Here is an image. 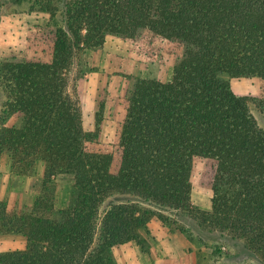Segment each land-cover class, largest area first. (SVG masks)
Instances as JSON below:
<instances>
[{"label":"trees","instance_id":"obj_1","mask_svg":"<svg viewBox=\"0 0 264 264\" xmlns=\"http://www.w3.org/2000/svg\"><path fill=\"white\" fill-rule=\"evenodd\" d=\"M11 1L23 0L0 6ZM44 13L26 54L0 59V158L16 177L43 167L31 203H0V234L25 239L0 264H116L112 249H143L154 218L184 234L186 220L207 233L201 244H240L264 264V131L223 78L259 79L264 114V0H44ZM142 33L175 43L180 56L169 82L137 78L125 89L124 119L102 152L87 142L100 134L104 103L86 133L69 70L78 51ZM10 118L18 123L5 127ZM196 161L207 211L190 205ZM61 174L73 176V192L57 212L51 184Z\"/></svg>","mask_w":264,"mask_h":264},{"label":"rangeland","instance_id":"obj_2","mask_svg":"<svg viewBox=\"0 0 264 264\" xmlns=\"http://www.w3.org/2000/svg\"><path fill=\"white\" fill-rule=\"evenodd\" d=\"M48 21L49 16L44 13V0L3 3L0 6V59L26 54L28 41L38 29H43ZM180 53V48L175 43L142 33L135 39L108 37L101 47L82 49L75 54L69 70V90L78 101L82 126L86 133L94 131L95 114L99 103H104L100 134L96 139L87 142L88 146L102 152L112 150L118 125L125 115L122 106L125 89L137 78L169 82ZM223 78L229 81L235 95L245 96L250 100V110L264 131V114L254 101L261 94L260 80L231 79L227 76ZM2 101L0 93V109ZM17 123L15 118H10L4 126L11 127ZM7 174H10L9 161L7 156L3 155L0 158V203L5 202L9 208L14 207L18 200L31 203V195H35L40 188L42 164L35 166L30 177H16L10 174L8 185L4 189L2 181ZM190 182V205L200 211L209 210L211 193L203 162L196 161L193 164ZM51 188L55 197V210L58 212L65 209L72 197L73 176H55ZM113 201H106L100 212ZM178 223L184 226L191 236L154 218L148 224L147 232H142L147 241L143 249L135 242L112 249L116 264H213L215 261L219 264H263L240 244L207 239V244L203 245L197 238H205L206 232L193 230L186 220H179ZM15 244H20V241ZM216 247H220L221 254L217 253Z\"/></svg>","mask_w":264,"mask_h":264},{"label":"crops","instance_id":"obj_3","mask_svg":"<svg viewBox=\"0 0 264 264\" xmlns=\"http://www.w3.org/2000/svg\"><path fill=\"white\" fill-rule=\"evenodd\" d=\"M10 174H7L3 179V187L6 189L9 182ZM20 238V239H19ZM20 241V244H15ZM24 244V239L19 235H1L0 234V252L5 250L21 249Z\"/></svg>","mask_w":264,"mask_h":264}]
</instances>
